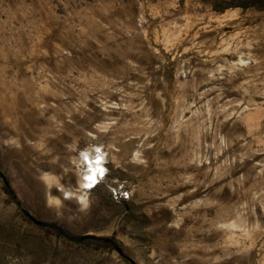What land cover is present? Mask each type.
<instances>
[{
	"label": "rangeland",
	"instance_id": "obj_1",
	"mask_svg": "<svg viewBox=\"0 0 264 264\" xmlns=\"http://www.w3.org/2000/svg\"><path fill=\"white\" fill-rule=\"evenodd\" d=\"M0 264H264V0H0Z\"/></svg>",
	"mask_w": 264,
	"mask_h": 264
},
{
	"label": "snow or ice",
	"instance_id": "obj_2",
	"mask_svg": "<svg viewBox=\"0 0 264 264\" xmlns=\"http://www.w3.org/2000/svg\"><path fill=\"white\" fill-rule=\"evenodd\" d=\"M100 161L99 160H97V163H99ZM101 171H103V170H101ZM86 179H88V180H90V181H94L95 180V177H93V176H89V177H86ZM87 187L88 188H92L93 187V184L92 183H89L88 185H87Z\"/></svg>",
	"mask_w": 264,
	"mask_h": 264
},
{
	"label": "bare ground",
	"instance_id": "obj_3",
	"mask_svg": "<svg viewBox=\"0 0 264 264\" xmlns=\"http://www.w3.org/2000/svg\"><path fill=\"white\" fill-rule=\"evenodd\" d=\"M104 155V154H103ZM96 156V155H95ZM102 157V156H101ZM100 168V167H99ZM106 168V167H105ZM102 172V171H101ZM91 174V173H90ZM98 175H100V174H98ZM102 175V174H101ZM88 184V183H87Z\"/></svg>",
	"mask_w": 264,
	"mask_h": 264
}]
</instances>
